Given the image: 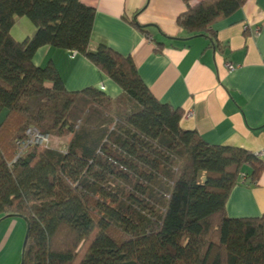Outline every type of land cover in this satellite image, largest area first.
I'll use <instances>...</instances> for the list:
<instances>
[{"label": "trees", "instance_id": "1", "mask_svg": "<svg viewBox=\"0 0 264 264\" xmlns=\"http://www.w3.org/2000/svg\"><path fill=\"white\" fill-rule=\"evenodd\" d=\"M247 1L184 0L177 22L212 38ZM95 16L80 0H0V219L28 222L23 264H264V216L226 207L246 167L256 183L264 162L183 128V109L161 103L131 58L91 48ZM21 18L36 33L17 41ZM45 47L85 57L121 95L69 92L52 64H35ZM31 127L69 142L16 160Z\"/></svg>", "mask_w": 264, "mask_h": 264}, {"label": "crops", "instance_id": "2", "mask_svg": "<svg viewBox=\"0 0 264 264\" xmlns=\"http://www.w3.org/2000/svg\"><path fill=\"white\" fill-rule=\"evenodd\" d=\"M80 1L96 13L93 50L106 44L131 58L161 103L183 109V128L196 130L209 145L245 149L264 162V0H248L220 20L212 38L189 35L178 25L187 9L184 0ZM24 20L16 25L23 22L31 33L24 37H32L36 28ZM34 62L39 67L52 64L69 92L94 87L111 98L122 93L76 52L45 47ZM228 64L235 70L229 71ZM251 172L246 167L242 175L247 183L241 182L229 197L226 207L232 219L264 216V172L256 183L248 178ZM0 221V264H21L25 222Z\"/></svg>", "mask_w": 264, "mask_h": 264}, {"label": "built area", "instance_id": "3", "mask_svg": "<svg viewBox=\"0 0 264 264\" xmlns=\"http://www.w3.org/2000/svg\"><path fill=\"white\" fill-rule=\"evenodd\" d=\"M229 71H234L235 66L228 64ZM50 139L51 137L47 134L41 133L37 128L31 127L26 132V138L23 141H18V152L16 156V160L21 158L31 147L41 146V147H50ZM246 181V175L241 176V182L244 183Z\"/></svg>", "mask_w": 264, "mask_h": 264}, {"label": "rangeland", "instance_id": "4", "mask_svg": "<svg viewBox=\"0 0 264 264\" xmlns=\"http://www.w3.org/2000/svg\"><path fill=\"white\" fill-rule=\"evenodd\" d=\"M26 21V23H28V25L30 27H34V25L27 19V18H24ZM23 22H18V24L15 26V29L13 31V37L17 40V41H23L25 40L26 38L30 37V36H26L24 37L25 35H29L31 34L30 32H27V27L22 24ZM50 147L52 148H56V149H63L65 148V145H67V143L69 142V137H65V138H62V139H58V138H51L50 139ZM23 221L25 222V227H27V223L26 221L23 219ZM26 235V233H25ZM26 238V237H25ZM25 238H24V241H25Z\"/></svg>", "mask_w": 264, "mask_h": 264}, {"label": "water", "instance_id": "5", "mask_svg": "<svg viewBox=\"0 0 264 264\" xmlns=\"http://www.w3.org/2000/svg\"><path fill=\"white\" fill-rule=\"evenodd\" d=\"M9 218H21L20 216H15V217H13V216H9V217H5L4 219H2V220H6V219H9ZM21 219H23V218H21ZM26 221V220H25ZM1 222V221H0ZM26 223H27V235H26V238H25V241H24V246H23V253H24V250H25V247H26V243H27V236H28V222L26 221ZM21 264H23V260H22V263Z\"/></svg>", "mask_w": 264, "mask_h": 264}]
</instances>
